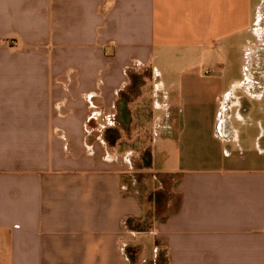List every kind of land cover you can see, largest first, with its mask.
Returning a JSON list of instances; mask_svg holds the SVG:
<instances>
[{
    "label": "crops",
    "instance_id": "crops-1",
    "mask_svg": "<svg viewBox=\"0 0 264 264\" xmlns=\"http://www.w3.org/2000/svg\"><path fill=\"white\" fill-rule=\"evenodd\" d=\"M263 11L264 0H0V264H149L161 248L167 264H264V150L232 153L240 131L217 128L231 86L263 100L262 79L230 81ZM144 72L152 166L133 170V153L102 136ZM145 174L174 194L166 219L138 233L126 221L158 204L140 194Z\"/></svg>",
    "mask_w": 264,
    "mask_h": 264
},
{
    "label": "rangeland",
    "instance_id": "rangeland-1",
    "mask_svg": "<svg viewBox=\"0 0 264 264\" xmlns=\"http://www.w3.org/2000/svg\"><path fill=\"white\" fill-rule=\"evenodd\" d=\"M256 33L252 36L249 44L247 45L246 55L241 52L238 53V56H234V61L237 59V64L231 74L230 81L243 80L247 81L248 76L255 75L256 78L262 79L264 83V11L260 16L259 21L255 25ZM251 37V36H250ZM235 64V62H234ZM207 74L211 72V69L206 70ZM148 72L141 74L143 78ZM142 78V79H143ZM143 85L140 88V96L138 99H134L133 103L129 105L130 113L127 115H118L114 120V125L110 128L118 131V140L115 144L112 145L107 140L108 129L102 136V141L106 139L105 148L111 146L113 152H116L117 155L122 156L126 151L132 152V167L133 170L145 168V158L147 154L152 153L153 141H154V104L151 94V87H145L148 83L142 82ZM264 92V88H261V92ZM262 92V93H263ZM230 100H224V103L218 105L217 110L220 115H218L217 128L221 129L222 124L229 123L233 131L237 133L240 131V142L236 141L235 138L231 139V143H226L225 145L229 150H232V153H240L244 151H250L252 153V158L255 159L259 154L258 145L264 150V138L257 140L256 137L261 134V124L264 125V114H263V105H264V93L263 100L251 99L243 91L242 87L236 88L234 85L230 87ZM232 95V96H231ZM240 97L242 99L241 108H235L232 110L231 101ZM136 100V101H135ZM240 112L244 118V121H239L237 119V112ZM159 111H156V114H159ZM231 116L233 118L231 119ZM229 127V125H228ZM220 132H222L220 130ZM229 136V135H228ZM227 138L225 141H227ZM225 146V147H226ZM93 150H89V153H92ZM106 153V151H105ZM147 159V158H146ZM150 175L145 174L141 175L140 178V194L143 196L144 202L151 204V195L154 193L158 197V204L155 208L156 218L158 220L164 219L168 214V203L167 195L169 191L173 195V189L171 186H168V183L162 181L161 178L149 179ZM154 246H149L144 251V255L147 257L154 256L153 252ZM160 255H162L163 260H157V262L149 264H167L166 250L165 248L160 249ZM135 262L137 256L135 254H129Z\"/></svg>",
    "mask_w": 264,
    "mask_h": 264
},
{
    "label": "trees",
    "instance_id": "trees-1",
    "mask_svg": "<svg viewBox=\"0 0 264 264\" xmlns=\"http://www.w3.org/2000/svg\"><path fill=\"white\" fill-rule=\"evenodd\" d=\"M130 78L132 80V85L130 86L128 93H122L121 97H120V101L118 102V111H119V115H125V114H129L130 113V109H129V104L130 102H133V100L137 97L140 96V88L145 85L142 82H146L147 79L151 78V73L148 72V74L145 75V78H143L141 75H137V74H131ZM143 78V79H142ZM107 140L113 144L116 143V141L118 140V131L117 130H113L110 129L107 132ZM147 158V159H146ZM145 158V168H151L152 166V153L150 152L149 154H147ZM140 178H142L141 176H136V180L138 182H140ZM162 181H165L166 178L165 177H161ZM130 192V190H129ZM142 200V197H141ZM166 218L162 219V220H158L156 218V214H154L152 211L147 213V215L145 216V218H143L142 220H135V219H128L126 221V227L134 232H138V233H146V232H150L155 223L156 222H160V221H164ZM129 254H135L136 252L133 249H129L128 250Z\"/></svg>",
    "mask_w": 264,
    "mask_h": 264
}]
</instances>
